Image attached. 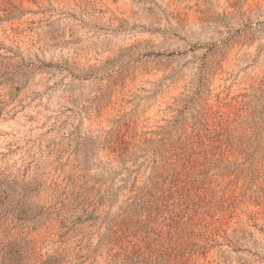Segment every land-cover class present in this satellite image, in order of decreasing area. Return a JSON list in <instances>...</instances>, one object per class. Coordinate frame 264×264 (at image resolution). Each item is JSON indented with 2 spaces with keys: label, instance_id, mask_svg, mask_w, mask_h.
I'll return each instance as SVG.
<instances>
[{
  "label": "rangeland",
  "instance_id": "1",
  "mask_svg": "<svg viewBox=\"0 0 264 264\" xmlns=\"http://www.w3.org/2000/svg\"><path fill=\"white\" fill-rule=\"evenodd\" d=\"M0 264H264V0H0Z\"/></svg>",
  "mask_w": 264,
  "mask_h": 264
}]
</instances>
